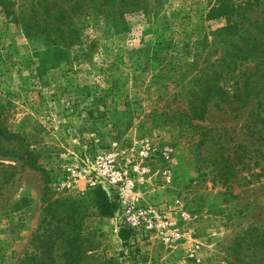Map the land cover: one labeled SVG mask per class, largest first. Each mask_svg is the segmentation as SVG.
<instances>
[{"label": "rangeland", "instance_id": "obj_1", "mask_svg": "<svg viewBox=\"0 0 264 264\" xmlns=\"http://www.w3.org/2000/svg\"><path fill=\"white\" fill-rule=\"evenodd\" d=\"M0 264H264V0H0Z\"/></svg>", "mask_w": 264, "mask_h": 264}, {"label": "built area", "instance_id": "obj_2", "mask_svg": "<svg viewBox=\"0 0 264 264\" xmlns=\"http://www.w3.org/2000/svg\"><path fill=\"white\" fill-rule=\"evenodd\" d=\"M96 172H86L77 165L76 160L61 163L54 176L55 190L58 192H80L87 188L105 185L111 189H118L119 193L130 191L134 183L127 177L121 164L110 157L101 158L95 162Z\"/></svg>", "mask_w": 264, "mask_h": 264}, {"label": "trees", "instance_id": "obj_3", "mask_svg": "<svg viewBox=\"0 0 264 264\" xmlns=\"http://www.w3.org/2000/svg\"><path fill=\"white\" fill-rule=\"evenodd\" d=\"M205 110H201L200 113L198 114L197 117H195L196 119H203V114H204ZM194 118V117H193ZM96 193L98 194V198H97V204L98 207L102 213V215L104 216H111L114 214V212L116 211V206L112 205L108 202L107 198H106V194L101 190V189H96ZM47 193H46V188H44V194H43V203H46L48 201V199L46 198ZM120 238L122 239V241H127V239L129 238V232L128 231H121L120 232ZM68 241V239H66ZM40 243H43L42 240H40ZM48 244V242L46 243V245Z\"/></svg>", "mask_w": 264, "mask_h": 264}]
</instances>
